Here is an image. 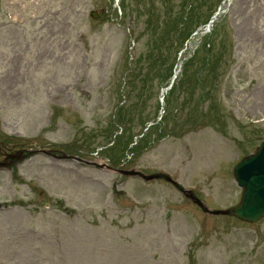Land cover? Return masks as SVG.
<instances>
[{
  "label": "rangeland",
  "instance_id": "rangeland-1",
  "mask_svg": "<svg viewBox=\"0 0 264 264\" xmlns=\"http://www.w3.org/2000/svg\"><path fill=\"white\" fill-rule=\"evenodd\" d=\"M248 1L0 0V140L61 151L0 170V264H264V218L206 215L163 181L124 177L93 166L107 163L102 156L77 154L106 143L105 125L124 100L130 135L164 118L144 138L153 144L120 169L166 172L210 209L237 204L232 169L264 139V55L241 30L259 0ZM180 15L186 31L215 20L179 52L167 39L158 67L163 23ZM210 41L217 63L195 84ZM217 50L226 53L221 61ZM134 61L124 96L122 76ZM172 81L166 94L161 86Z\"/></svg>",
  "mask_w": 264,
  "mask_h": 264
},
{
  "label": "water",
  "instance_id": "water-1",
  "mask_svg": "<svg viewBox=\"0 0 264 264\" xmlns=\"http://www.w3.org/2000/svg\"><path fill=\"white\" fill-rule=\"evenodd\" d=\"M96 17L94 13H91ZM237 184L243 192L240 202L226 211H208L194 198L192 192H185L194 203L198 204L204 212L211 214L233 215L240 220L254 222L264 216V141L256 148L255 152L242 158L233 170ZM129 174H135L130 172ZM144 180L152 178H168L165 175L144 176L136 173Z\"/></svg>",
  "mask_w": 264,
  "mask_h": 264
},
{
  "label": "bare ground",
  "instance_id": "bare-ground-1",
  "mask_svg": "<svg viewBox=\"0 0 264 264\" xmlns=\"http://www.w3.org/2000/svg\"><path fill=\"white\" fill-rule=\"evenodd\" d=\"M241 30L245 31L246 36L258 41L259 53L264 55V0H259L258 6L246 17ZM261 89V87H256V91H253L254 95H259ZM261 104L264 106V98H262Z\"/></svg>",
  "mask_w": 264,
  "mask_h": 264
},
{
  "label": "trees",
  "instance_id": "trees-1",
  "mask_svg": "<svg viewBox=\"0 0 264 264\" xmlns=\"http://www.w3.org/2000/svg\"><path fill=\"white\" fill-rule=\"evenodd\" d=\"M124 0H122V3H123ZM182 15L178 16L177 18L175 17V19L168 21V23H165V29H164V36L162 37H165L167 35H176L178 34V37L181 35H184L183 38L181 39L182 41L185 39V37L188 36V34L191 32V29L188 30V31H185L180 29L179 28V24L182 23L183 19H181ZM146 24H149V21L146 22ZM181 41V42H182ZM181 42L179 43V45L181 44ZM171 45H174V42L171 44ZM181 46V45H180ZM210 47L212 48V45H210ZM156 53H158V56H157V61H159V63L161 64L163 61H162V58L160 59V50L158 49L157 47V51ZM209 53V52H208ZM212 55V54H211ZM210 55V56H211ZM217 55H219V52L217 53ZM160 59V60H159ZM212 62H215V61H211L209 62L208 60H203V64H202V68H208L210 66V64ZM217 62H215L214 64H216ZM192 65V61L188 62L185 64L184 66V69H183V74L186 76V74L188 73V69L189 67ZM214 65L212 64V69L214 68L213 67ZM217 70V68L215 69ZM214 70V71H215ZM134 76V75H133ZM196 80V79H194ZM119 118L121 119V116L119 115Z\"/></svg>",
  "mask_w": 264,
  "mask_h": 264
},
{
  "label": "flooded vegetation",
  "instance_id": "flooded-vegetation-1",
  "mask_svg": "<svg viewBox=\"0 0 264 264\" xmlns=\"http://www.w3.org/2000/svg\"><path fill=\"white\" fill-rule=\"evenodd\" d=\"M2 147H3L4 149H6V150L8 149L6 146H2Z\"/></svg>",
  "mask_w": 264,
  "mask_h": 264
}]
</instances>
